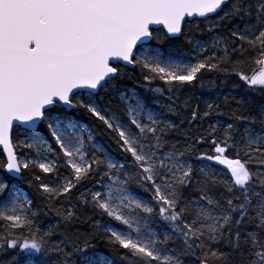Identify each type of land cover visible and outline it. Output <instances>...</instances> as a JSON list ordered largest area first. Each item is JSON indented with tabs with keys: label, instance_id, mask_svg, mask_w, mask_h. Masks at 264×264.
Segmentation results:
<instances>
[{
	"label": "snow or ice",
	"instance_id": "1",
	"mask_svg": "<svg viewBox=\"0 0 264 264\" xmlns=\"http://www.w3.org/2000/svg\"><path fill=\"white\" fill-rule=\"evenodd\" d=\"M0 148L10 264H264V0H0Z\"/></svg>",
	"mask_w": 264,
	"mask_h": 264
},
{
	"label": "trees",
	"instance_id": "2",
	"mask_svg": "<svg viewBox=\"0 0 264 264\" xmlns=\"http://www.w3.org/2000/svg\"><path fill=\"white\" fill-rule=\"evenodd\" d=\"M193 32L191 33V35H195V36H200L201 33H199L198 31H195V22H193ZM187 30V29H186ZM254 67V66H253ZM248 74H250V72L252 71V68L246 67L244 69ZM223 77H221L222 79ZM215 79V78H214ZM233 81H238V78H232V80H228L225 81L224 84H220L219 80H217V86L213 89H205L203 90V94H201V92H197L196 96L198 97V100L196 102H199L201 105V108L203 109L204 104L203 101L204 100H209V101H217L219 103H221L222 105V111L224 110V99L225 96H237L239 94H241V90L239 88H236L234 86V82ZM156 99H159L161 101H164L163 97H157ZM166 103V101H164ZM152 108H155L156 110H160V108L156 105V104H151L150 105ZM171 119L173 121H175L177 124L179 123V119L176 117H171ZM220 119L223 120H227V116H223L220 117ZM206 126V125H205ZM14 142H15V134L13 136ZM101 139V138H98ZM207 147V146H205ZM19 151V150H18ZM1 153V152H0ZM16 184L23 189L24 191H26L29 195H32V190L29 188L28 184L24 181L22 182H18L16 181ZM56 216L54 213H49L47 216H44L43 214H41V216L37 219L36 223L39 225V227L41 228V230H47V228L51 225H54L56 222ZM19 250H3L0 251V264H10V262L13 259V255H15L16 252H18Z\"/></svg>",
	"mask_w": 264,
	"mask_h": 264
},
{
	"label": "rangeland",
	"instance_id": "3",
	"mask_svg": "<svg viewBox=\"0 0 264 264\" xmlns=\"http://www.w3.org/2000/svg\"><path fill=\"white\" fill-rule=\"evenodd\" d=\"M250 74H251V72H250ZM17 139H23V137H17V136L15 135V141H16ZM19 151H22V152H28L29 150H27V149H23V150H19ZM33 154H34V153H33ZM217 167H219V166H217Z\"/></svg>",
	"mask_w": 264,
	"mask_h": 264
},
{
	"label": "water",
	"instance_id": "4",
	"mask_svg": "<svg viewBox=\"0 0 264 264\" xmlns=\"http://www.w3.org/2000/svg\"><path fill=\"white\" fill-rule=\"evenodd\" d=\"M0 152L2 153V148H0ZM17 181H20V180H17ZM21 182V181H20Z\"/></svg>",
	"mask_w": 264,
	"mask_h": 264
}]
</instances>
